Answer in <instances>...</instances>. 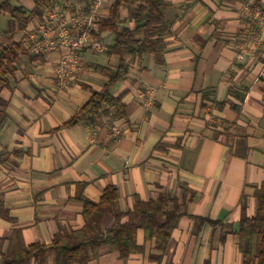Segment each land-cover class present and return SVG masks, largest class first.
I'll use <instances>...</instances> for the list:
<instances>
[{
  "label": "crops",
  "instance_id": "crops-1",
  "mask_svg": "<svg viewBox=\"0 0 264 264\" xmlns=\"http://www.w3.org/2000/svg\"><path fill=\"white\" fill-rule=\"evenodd\" d=\"M10 1L28 10L35 5ZM169 1L173 27L161 61L128 57V75L110 88L125 105V116L114 121L118 139L102 124L64 125L104 85L93 65H114L116 56L81 49L84 68L65 86L55 78L65 48L21 56L1 91L8 105L0 125V200L13 220L0 218V264H10L3 253L14 228L26 244L50 243L58 229L84 225L80 195L97 201L109 185L118 188L123 211L135 195L163 193L182 215L163 252L138 228L141 251L123 259L104 245L87 264H242L240 217L254 214L256 194L264 192V39L256 46L243 32L245 0ZM112 2L103 0L105 16ZM9 19L0 12V44ZM37 21L31 18L14 38L28 39ZM113 38L105 31L100 40ZM147 88L151 104L140 95ZM113 223L112 214L102 216V229ZM27 264H55V255Z\"/></svg>",
  "mask_w": 264,
  "mask_h": 264
},
{
  "label": "trees",
  "instance_id": "trees-1",
  "mask_svg": "<svg viewBox=\"0 0 264 264\" xmlns=\"http://www.w3.org/2000/svg\"><path fill=\"white\" fill-rule=\"evenodd\" d=\"M61 0H35L31 10L22 5H13L10 0L0 2V12L10 15L8 29L4 31L0 44V125L8 105L1 91L9 85V77L16 70L21 56L30 53L26 38L15 39L17 30L25 29L31 18L44 20L46 7L51 2ZM169 0H113L108 14L104 16L93 35L99 39L105 31L114 33L111 42L105 44L104 52L108 57L116 56L114 65L94 64L96 71L106 77L100 90H93L87 102L64 122L65 126L85 123L91 127L102 124L109 130L114 121L125 116L123 94L114 96L110 88L129 73L128 57L142 58L145 54L153 55L161 61L168 47L167 37L172 33L173 22L168 18ZM122 10L128 12L122 17ZM133 22L124 24V20ZM106 117L105 119L103 117ZM78 199L82 203L84 225L77 230L58 229L50 243L34 242L26 244L21 230L14 228L8 239V246L3 256L10 264H27L31 259H42L50 253L55 255V264H87L97 257L102 246L108 245L126 259L132 252L142 250L136 242V230L143 228L149 237L155 238L156 245L163 252L182 215L176 205L170 208V199L160 194L155 199L143 200L134 196L133 207L123 211L118 205V188L107 186L99 200H92L85 195ZM246 196L242 194L241 208ZM110 213L114 217L113 225L102 229L101 219ZM0 218L13 220L9 209L0 200ZM123 218H127L123 221ZM236 233L239 235V247L242 252V264H264V192L256 194L254 214L242 215ZM159 259V258H158Z\"/></svg>",
  "mask_w": 264,
  "mask_h": 264
},
{
  "label": "built area",
  "instance_id": "built-area-1",
  "mask_svg": "<svg viewBox=\"0 0 264 264\" xmlns=\"http://www.w3.org/2000/svg\"><path fill=\"white\" fill-rule=\"evenodd\" d=\"M102 3L103 0H89L87 4L76 5L51 2L45 9L44 20H38L28 29V47L33 54H46L57 47L67 50L60 56L55 69V78L60 86L76 80L83 70L81 49L104 50V43L93 35L105 16ZM240 8L247 19L243 32L257 46L264 39V0H245ZM140 95L144 96L146 104L152 103L153 90L147 88ZM120 133L118 125L110 128L111 138L118 139Z\"/></svg>",
  "mask_w": 264,
  "mask_h": 264
},
{
  "label": "rangeland",
  "instance_id": "rangeland-1",
  "mask_svg": "<svg viewBox=\"0 0 264 264\" xmlns=\"http://www.w3.org/2000/svg\"><path fill=\"white\" fill-rule=\"evenodd\" d=\"M3 0H0V2H2ZM68 1H70V3H72V0H68ZM68 4H69V2H68Z\"/></svg>",
  "mask_w": 264,
  "mask_h": 264
}]
</instances>
